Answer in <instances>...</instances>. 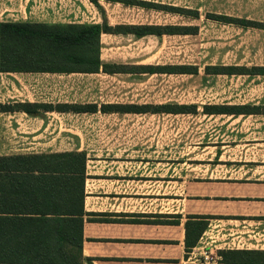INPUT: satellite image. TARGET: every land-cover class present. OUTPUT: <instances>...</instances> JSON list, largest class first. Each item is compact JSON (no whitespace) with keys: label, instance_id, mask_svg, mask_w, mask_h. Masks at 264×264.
<instances>
[{"label":"crops","instance_id":"1","mask_svg":"<svg viewBox=\"0 0 264 264\" xmlns=\"http://www.w3.org/2000/svg\"><path fill=\"white\" fill-rule=\"evenodd\" d=\"M47 2L48 10L34 6L31 11L29 3L46 1L0 0V23L186 27L151 21L158 19L154 13L178 14L138 4L164 5L155 0H97L99 7L91 0ZM9 4L27 6L11 9ZM188 35L195 34L136 37L127 29L105 32L99 36V69L93 72L0 71V107L9 102L53 108H41L35 116L0 109V146L15 151L0 156L86 154L82 254L91 264H198L208 261L207 254L200 260L194 251L211 219L255 222L264 228V62L249 67L243 61H222L202 67L168 60L169 39ZM198 112L224 120L210 132L218 131L223 139L212 141L210 134L205 142L217 149L215 154L167 167L166 156L154 157L151 150L167 144L162 131L155 143L142 135L151 136L148 128L156 125L155 118L163 123L165 115ZM155 127L157 137L160 125ZM169 183L176 186L174 195L227 198L235 210L231 215L240 217L203 212L185 217L182 211L167 209L153 215L152 197L168 196ZM238 204L257 205L260 218H248L253 215L239 212L243 206ZM177 217L178 225L169 224ZM191 217H207L208 226L197 245L187 248L185 224L196 220ZM219 248L215 263L200 264H246L223 262L221 252H264L257 246ZM254 264H264V257Z\"/></svg>","mask_w":264,"mask_h":264},{"label":"trees","instance_id":"2","mask_svg":"<svg viewBox=\"0 0 264 264\" xmlns=\"http://www.w3.org/2000/svg\"><path fill=\"white\" fill-rule=\"evenodd\" d=\"M91 2L99 7L97 0ZM138 4L199 18L197 11ZM208 18L245 28H264L262 23L244 19ZM124 29L136 37L197 33L196 27L0 23V71L93 72L99 69V36ZM188 70L183 67V71ZM41 108L53 109L22 103L0 107L2 112L23 111L30 116L37 115ZM86 160L85 153L0 156V264H91L82 254ZM191 218L196 220L185 224L187 248L197 245L208 226L207 217ZM179 223L177 217L169 224ZM221 254L223 262L246 264L263 261L264 257V252L246 250Z\"/></svg>","mask_w":264,"mask_h":264},{"label":"rangeland","instance_id":"3","mask_svg":"<svg viewBox=\"0 0 264 264\" xmlns=\"http://www.w3.org/2000/svg\"><path fill=\"white\" fill-rule=\"evenodd\" d=\"M46 4L35 5L29 3L28 8L32 11V7H40V11L48 10V0ZM164 3L166 6L183 8L185 10L197 11L199 18L194 19L191 16L182 15H158V19L152 18L151 21L158 23H168L176 26H192L196 27L197 33L195 35H188L182 37H175L169 39V45L165 53L168 54V60L183 62L185 64H197L203 67L210 63H238L243 61L248 63L249 67L254 64L264 62V31L257 28H243L236 24H226L214 21L208 18V15L226 16L234 19H244L253 22L264 23V0H155ZM6 6V5H5ZM11 9H22L27 5H8ZM147 8V7H146ZM38 9V8H37ZM151 9V8H149ZM154 10H158L152 8ZM7 13H15L10 11ZM137 13V12H136ZM10 19V18H8ZM38 20V19H31ZM81 51V49H80ZM78 52V51H77ZM16 103H6V106H13ZM163 123L155 118L152 124L160 125L158 136H156L155 126L148 129L150 135H142L143 137H150L154 139L160 138V131H162L161 138L166 140V145L163 148H152V154L156 156H166L167 167H175L177 164L187 160V158H199L213 156L216 148H211L207 145L210 134L212 141H220L221 138L218 131L212 132L214 126L219 127L224 120L219 117L204 116L202 112L197 114H189L185 116L165 115L162 117ZM159 121V122H158ZM212 126V127H211ZM147 129V130H148ZM143 134V132H142ZM19 135V134H18ZM155 137V138H154ZM14 138V135L11 137ZM16 139V138H15ZM32 150V149H30ZM147 155L150 148L146 149ZM14 153L15 151L4 146H0V154ZM17 152V151H16ZM173 175V174H172ZM171 175V176H172ZM172 182V179H169ZM173 183H169L170 194L168 196H153V215L155 212L167 211L174 213L175 211H182L185 217H189L188 213H208L217 217H240L238 215H231V202L227 198H218L221 200L214 201L217 197L204 196H186L171 194ZM176 187V186H175ZM188 190V189H187ZM177 191V190H176ZM182 191V190H180ZM213 198V199H212ZM163 199V200H161ZM223 200V201H222ZM226 200V201H224ZM228 200V201H227ZM161 204L163 210H161ZM243 206L239 212H249L250 219H259L257 216V205L238 204ZM234 209V208H233ZM231 211V212H230ZM255 213L256 215H254ZM234 214V213H233ZM246 218V216H243ZM171 219V217L169 218ZM155 221H159L155 217ZM210 228L207 234L204 235L199 248L194 251L196 258H203L207 254L208 261H197L200 263H215V254L220 249L219 247L230 248H246L264 247V228L260 227L255 222H237L229 221L228 219H211ZM161 221V220H160ZM210 221V220H209ZM249 223V224H248ZM251 238V242L247 239ZM254 243V244H253ZM254 245V246H253ZM213 257V259H212Z\"/></svg>","mask_w":264,"mask_h":264}]
</instances>
